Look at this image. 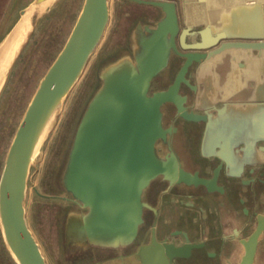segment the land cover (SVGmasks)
I'll list each match as a JSON object with an SVG mask.
<instances>
[{
  "label": "water",
  "instance_id": "water-1",
  "mask_svg": "<svg viewBox=\"0 0 264 264\" xmlns=\"http://www.w3.org/2000/svg\"><path fill=\"white\" fill-rule=\"evenodd\" d=\"M12 0L0 29V45L26 16L30 29L19 44L0 87L28 45L37 25L64 0H32L11 20ZM157 9L153 23H138L129 32L130 50L99 65L98 85L78 120L60 172V186L84 212L69 211L64 224L66 249H107L126 252L111 264H173L175 248L151 238L135 245L143 223V195L167 166L156 142L164 139L162 106L179 98L181 81L194 63L198 69L215 56L236 51H264V41L225 39L203 42L181 32L174 0H126ZM14 3V4H13ZM111 0H83L74 25L32 95L8 147L0 174V234L15 264H47L26 219L30 171L53 129L63 105L81 79L110 22ZM191 50L173 86L149 94L150 83L180 54L177 39ZM178 112H187L178 106ZM75 211V212H73Z\"/></svg>",
  "mask_w": 264,
  "mask_h": 264
},
{
  "label": "flooded vegetation",
  "instance_id": "flooded-vegetation-1",
  "mask_svg": "<svg viewBox=\"0 0 264 264\" xmlns=\"http://www.w3.org/2000/svg\"><path fill=\"white\" fill-rule=\"evenodd\" d=\"M11 2L6 3L0 29ZM150 8L158 15L147 23L155 22L160 13ZM127 43L122 48L130 50L129 37ZM177 48L180 54L171 56L168 70L151 81L150 95L173 86L190 58L191 50L184 48L179 37ZM261 53L245 50L215 56L209 64L213 67L233 64L232 86L219 89L218 101L206 105L198 81L206 66L200 70L193 63L185 73L188 84H179L180 97L162 106L165 135L156 142V149L168 169L144 192V221L136 246L151 238L169 245L178 252L173 264H264V98H253V74L264 65ZM178 106L187 117L178 112ZM64 160L65 156L48 178V188L63 195H42L35 190L64 207L63 238L69 211H85L60 186ZM63 248L72 264H111L127 254Z\"/></svg>",
  "mask_w": 264,
  "mask_h": 264
},
{
  "label": "rangeland",
  "instance_id": "rangeland-1",
  "mask_svg": "<svg viewBox=\"0 0 264 264\" xmlns=\"http://www.w3.org/2000/svg\"><path fill=\"white\" fill-rule=\"evenodd\" d=\"M7 1L0 0V19ZM31 1H21L10 22ZM82 2L83 0H64L60 5H55L52 13L39 22L0 93V174L23 113L39 81L63 47ZM156 12L141 4L111 0L110 22L105 35L90 58L81 79L66 99L53 129L40 149L38 161L31 168L25 203L26 219L47 264H72L69 253L63 248L61 210L64 207L60 201L42 198L35 190L42 195H63L62 191L52 192L48 188V178L55 165L64 159L86 102L98 85L99 65L106 58L127 50L122 47L127 46L128 33L134 25L147 23L148 20L154 21V16L158 13ZM0 264H15L6 250L1 234Z\"/></svg>",
  "mask_w": 264,
  "mask_h": 264
},
{
  "label": "crops",
  "instance_id": "crops-1",
  "mask_svg": "<svg viewBox=\"0 0 264 264\" xmlns=\"http://www.w3.org/2000/svg\"><path fill=\"white\" fill-rule=\"evenodd\" d=\"M181 32L188 39L210 42L218 39L264 41V0H174ZM256 52V51H252ZM260 53L259 55H261ZM233 64L205 67L198 81L204 103L217 102L219 89L232 86ZM254 99L264 98V65L253 74ZM260 90V91H259ZM262 90V91H261ZM254 145V144H253Z\"/></svg>",
  "mask_w": 264,
  "mask_h": 264
},
{
  "label": "bare ground",
  "instance_id": "bare-ground-1",
  "mask_svg": "<svg viewBox=\"0 0 264 264\" xmlns=\"http://www.w3.org/2000/svg\"><path fill=\"white\" fill-rule=\"evenodd\" d=\"M31 10L32 9L28 10L26 16L20 20L18 25L0 45V87L14 56L16 55L19 44L23 41L26 33L30 29L27 19L31 14Z\"/></svg>",
  "mask_w": 264,
  "mask_h": 264
}]
</instances>
